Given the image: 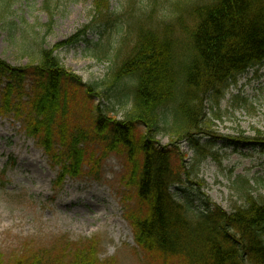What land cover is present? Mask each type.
<instances>
[{"label":"trees","instance_id":"trees-1","mask_svg":"<svg viewBox=\"0 0 264 264\" xmlns=\"http://www.w3.org/2000/svg\"><path fill=\"white\" fill-rule=\"evenodd\" d=\"M13 1L0 0V12L9 14ZM57 1L47 0L49 10ZM111 2L93 0V23L51 49L40 47L26 65L12 66L0 58V116L23 123L28 137L60 169L59 181L101 180L104 161L118 154L126 171L122 180L136 199L134 207L125 201V216L151 264H264V196L236 187L245 202L226 212L208 201L204 209H195L192 201L181 202L172 193L190 175L186 155L179 154L181 144L195 151V168L214 156L201 143L213 137L207 104L218 106L241 76L264 65V0H181L171 21L157 24L161 28L145 6L133 7L122 27ZM97 21L116 25L120 35L103 83L112 90L108 96L131 102L120 119L100 105L92 109L94 94L104 86L85 83L57 55L60 48L81 41ZM80 108L89 127L72 118ZM161 133L170 137L166 146L157 140ZM230 141L264 148V133ZM91 143L102 146L99 158L94 153L87 157ZM62 240L27 249L12 264H114L100 259L96 239ZM0 264H6L2 254Z\"/></svg>","mask_w":264,"mask_h":264},{"label":"rangeland","instance_id":"rangeland-1","mask_svg":"<svg viewBox=\"0 0 264 264\" xmlns=\"http://www.w3.org/2000/svg\"><path fill=\"white\" fill-rule=\"evenodd\" d=\"M178 3L181 0H112L111 8L123 27L133 7L145 6L153 11L155 27L161 28L162 24H157L170 22ZM184 14L186 17V11ZM93 21V0H59L51 10L47 0H14L9 14L0 12V58L12 66L26 65L37 56L40 47L51 49L73 38ZM185 23L191 25L190 20ZM116 30V25L112 28L97 21L81 41L60 48L57 55L85 83L104 86L101 94H94L92 109L100 105L110 110L111 117L120 119L131 102L126 104L124 96L123 102L111 98L108 93L112 90L103 85L119 44ZM177 34H181L180 30ZM109 46L114 49H108ZM105 53L107 57L103 56ZM207 113L212 120L213 137L203 138L201 143L212 148L214 156L195 168V151L187 142L181 144L179 154L186 155L190 175L184 176L183 190L174 191L180 201H192L195 209H204L208 201L231 212L245 202L236 187L249 188L254 197L264 196V148L230 141L264 133V65L241 76L218 106L208 103ZM72 118L83 127L91 125L83 119L82 108ZM157 140L162 146L170 143L165 133ZM102 151L100 144L91 143L87 157L94 153L99 158ZM90 166L89 161L85 163L86 168ZM125 175L123 159L112 154L103 163L101 180L85 177L59 181L60 169L28 137L23 123L13 116H0V254L5 263L12 264L27 249L56 246L65 241L62 239H96L102 261L151 264L144 259L125 216V201L126 206L136 205L133 188L122 180ZM245 181L250 182L249 187ZM171 264L180 262L174 260Z\"/></svg>","mask_w":264,"mask_h":264},{"label":"bare ground","instance_id":"bare-ground-1","mask_svg":"<svg viewBox=\"0 0 264 264\" xmlns=\"http://www.w3.org/2000/svg\"><path fill=\"white\" fill-rule=\"evenodd\" d=\"M99 217V216H98ZM104 217V216H103ZM110 224H113V222L112 223H110Z\"/></svg>","mask_w":264,"mask_h":264}]
</instances>
